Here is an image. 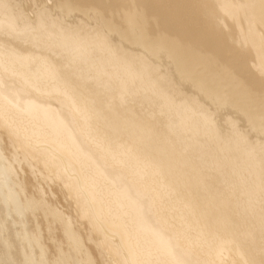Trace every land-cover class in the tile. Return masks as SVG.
Masks as SVG:
<instances>
[{"label":"bare ground","instance_id":"bare-ground-1","mask_svg":"<svg viewBox=\"0 0 264 264\" xmlns=\"http://www.w3.org/2000/svg\"><path fill=\"white\" fill-rule=\"evenodd\" d=\"M0 264H264V0H0Z\"/></svg>","mask_w":264,"mask_h":264}]
</instances>
